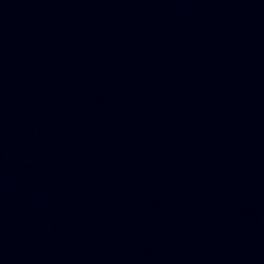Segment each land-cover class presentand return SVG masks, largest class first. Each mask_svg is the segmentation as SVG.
<instances>
[{"label":"water","instance_id":"obj_1","mask_svg":"<svg viewBox=\"0 0 264 264\" xmlns=\"http://www.w3.org/2000/svg\"><path fill=\"white\" fill-rule=\"evenodd\" d=\"M0 264H264V0H0Z\"/></svg>","mask_w":264,"mask_h":264}]
</instances>
